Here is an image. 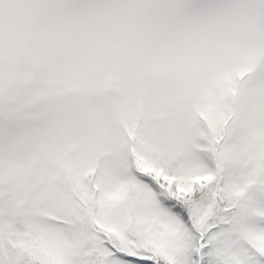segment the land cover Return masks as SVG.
<instances>
[{"label": "rangeland", "instance_id": "374dc122", "mask_svg": "<svg viewBox=\"0 0 264 264\" xmlns=\"http://www.w3.org/2000/svg\"><path fill=\"white\" fill-rule=\"evenodd\" d=\"M46 1L50 0H0V42L8 47L9 39H14L16 44L23 40L29 34L28 26L31 25L32 17ZM145 12H149V26L146 25V31L143 32ZM260 24H264V0H78L69 6L54 32L48 36L54 41L52 47L40 54V80L45 81L50 71L58 67L56 59L65 56L59 46L63 42L69 43L72 47L70 56L73 60L80 59L81 64L68 67L69 73L78 74H71L69 83L62 86L65 89L66 104L60 106L61 118L67 119L68 114L76 117V121L80 122L78 130L88 131L86 127L90 110L102 109L108 112L113 109V117L109 118L113 120L111 125L114 128H109V133L112 134L107 140L108 149L104 155L96 161H90L80 151L75 153L74 160L70 162L77 174L89 163V168L85 171L90 172L89 182L95 189L92 219L119 229L126 241L136 243V238L129 236L127 226L131 217L133 190L136 189L137 203L132 227L144 228L150 240L162 245L172 264H189L182 252L183 248H188V243L179 214L164 201L161 191L151 182L148 172H136L133 167L132 152L137 137L130 130V121L134 117L133 109L136 104L140 106L142 103H138L136 99H125L128 94L125 89L115 94L118 89H114L118 84L106 80L105 75L118 74L112 66L119 57L114 48L123 51L132 41L135 50L130 52V58L142 59L144 52L139 51L142 46L158 45L159 50H167L165 55L158 52L162 68L160 73L164 75L166 67H169V76L173 78L171 85L176 83L174 77L178 73L183 76L192 74L191 70L197 67L199 60L219 59L242 51L238 66L251 64V68L232 75L227 80L226 91L212 93L215 101L209 109L197 108V98L187 92L180 99L183 110L179 120L159 123L163 136L156 142L159 147L157 157L152 156L145 167L152 171L151 175L154 177L210 180V191L197 211L199 222L207 230L204 240L198 246H205L207 238L217 236V247L226 257L240 259L243 264H264V200L254 201L249 208L251 217L233 228L229 227L221 236L219 232L224 231V228L220 224H210L214 223L211 221L205 224L210 211L211 192L219 174L212 154L213 142L208 138V132L213 130V112L218 111L220 115L222 105L226 102L232 114V104L242 98L245 127L243 134L241 131L242 141L246 142L250 152L259 153L264 148V45L260 44V38L253 37L252 34ZM42 31L43 28H40L39 33ZM259 36L264 37V33L260 32ZM72 42L75 45H71ZM15 46L9 50H0V53H5V59L14 58L18 54ZM104 61H108L109 65L102 68ZM126 62L132 64L133 60ZM253 63L255 64L252 65ZM182 67L185 69L181 71ZM32 70L33 68L26 71L25 79L33 77ZM96 71L98 75L94 74L90 84L86 78ZM137 72L133 66L123 71L130 76ZM5 78L6 71L0 75V90L4 93L7 105L0 108V113L37 115L36 105L40 101L45 105L40 106V109L43 114L46 113V118H50L45 97L49 85L36 82L19 90L18 80L10 82L11 77L8 76L9 81L2 86ZM197 81L193 88L197 87ZM136 85L138 84H131V92L136 89ZM157 85L154 86L153 80L145 82L147 89H153L152 98L161 92L160 83ZM69 89L72 95H76L74 99H71L72 95L66 94ZM161 89L164 90V86ZM124 113L128 115L124 116ZM114 120H121L129 130L117 128ZM52 121L57 123L55 118ZM176 121L177 131L172 136L171 130ZM2 139L1 136L0 141ZM40 151L37 148V154ZM171 157H175L176 162L173 160L169 165L168 158ZM21 164L16 151L10 150L7 145H0V221L5 224L8 232L17 237L39 235L47 244L66 252L67 259L70 260L73 257L72 250L69 251L73 243L71 230L66 218L58 214L55 202L46 201L43 192L32 193L27 197L22 193L23 190L11 192L13 187L7 189L8 184L15 186L14 180L18 177L22 182L27 166ZM17 169L19 170L13 178V172ZM85 173L88 172H83V175ZM71 175L73 174L68 173L66 179ZM40 176L46 182H51L56 174L41 170ZM8 177L12 179L9 180ZM239 189L238 186L235 187V191ZM98 238L100 254L107 264L139 262L116 253L103 236L98 235ZM135 252L140 257L148 255L138 250ZM195 262L198 263L197 259Z\"/></svg>", "mask_w": 264, "mask_h": 264}, {"label": "trees", "instance_id": "16d2710c", "mask_svg": "<svg viewBox=\"0 0 264 264\" xmlns=\"http://www.w3.org/2000/svg\"><path fill=\"white\" fill-rule=\"evenodd\" d=\"M77 1H46L39 6L38 13L32 17L31 25L28 26L32 31L29 30V34L23 40L16 44L14 39H9L8 47L4 42H0V50H9L15 45L14 48L18 49V54L14 58L5 59V53H0V58H2L0 59V75L6 71V78L2 86L9 81L7 76L11 77L10 82L18 80L19 90L36 82L49 85L45 97L51 114L50 118L45 117L46 113L43 114L40 109V106L44 107L45 105L40 101L36 105L37 115L0 113V137H3L0 145H7L10 150L16 151L21 158V165L27 166L22 182L20 183L18 177L14 180L15 186L8 184L7 189L13 187L11 192L23 190L22 193L27 197L32 193L43 192L46 201L55 202L58 214L66 218L71 230L73 243L70 245L69 251L72 250L73 257L68 260L66 252L47 244L39 235L28 234L17 237L8 232L5 224L0 221V264H107L100 254L98 235L103 236L116 253L122 254L133 262L139 261L137 264H172L162 245L150 240L144 228L132 227L137 203L136 189L133 190L131 217L127 224L129 236L136 238V243L131 240L126 241L119 229L104 226L91 218L95 189L94 185L89 182L90 172L85 171L86 168H89V163L85 169L80 171L81 173L77 174L70 162L74 160L75 153L78 154L80 151H83L90 161H96L104 155L103 153L108 149L107 140L112 134L109 133V128H114L111 125L113 120L109 118L113 117V109H109L108 112H104L102 109L90 110L86 127L88 131L78 130L80 122L76 121V117H71L68 114L67 119L61 118L60 106L66 104L64 101L65 89L62 86L69 83L71 74H78L69 73L68 67L81 64L80 59L73 60L70 56L72 47L69 43L63 42L59 46L65 56H59L56 59L58 67L54 71H50L45 81L40 80V54L43 50L51 48L54 43L48 36L54 32L69 6L74 5ZM148 18V13L145 12L142 20L143 29L146 25L149 26ZM40 28H43L41 33H39ZM145 31L146 28L143 32ZM260 32L264 33V24L258 25L252 33L253 37L260 38V44L264 45V37L259 36ZM133 43L134 41L129 43V46L123 48V51L120 48H114V52L119 57L112 63V66L118 71V74L105 75L106 80L118 84V87L114 89H118L117 92H114L115 94L121 93L120 90L125 89L128 91L125 99H136L138 103H142L140 106L136 104L133 109L134 117L130 121L132 123L130 130L134 131L137 137L132 152L133 167L136 172L142 170L148 172L151 182L161 191L164 201L179 214L188 243V248H183L182 252L189 264H195L196 259L198 262L196 264H243L240 259L233 260L220 251V248L217 247V236H210L206 239L205 246H198L200 241L204 240L207 230L199 222L197 211L210 191L208 185L210 180H181L170 176L154 177L151 175L152 171L145 165L151 161L152 156L157 157L159 147L156 146V142L160 141L163 136L159 123L179 120L183 110L180 99L184 98L187 92L197 98V108L209 109L215 101L212 93L217 94V92L225 90L227 80L234 74L245 72L251 68V64L238 66V63H241L239 56L242 51L219 59L199 60L197 67H193L191 70L192 74L183 76L182 73H178L174 77L176 83L171 85L173 78L169 76V67H166L164 75L160 73L162 68H160L158 52L165 55L167 50H159L158 45H155L156 47L142 46L139 50L144 52L141 56L142 59L130 58L132 57L130 52L135 50ZM71 45H75V42H72ZM127 60H133V63L127 64ZM262 62V68H264V61ZM7 65L12 67H6ZM108 65V61L101 64L102 68ZM131 66L138 70L137 74L134 76L125 75L123 71L129 70ZM32 68L33 77L30 76V80L25 79L26 71ZM182 69L185 67H182L181 71ZM94 74L98 75V72L96 71L86 78L90 84L92 78L95 77ZM148 80H153L154 86H158L157 84L160 83L161 92L153 98V89H147L145 86V82ZM196 81L197 87L193 88ZM133 83L138 85L131 92L130 86ZM161 86H164V90L161 89ZM66 94L71 96L72 91L69 89ZM75 96L73 94L71 99H74ZM4 99V93L0 90V108H5L7 105ZM222 106L223 110L220 115H218V111L213 112V130L208 132V138L213 142L212 154L219 174L214 182L210 211L205 220V224L207 221H211L214 223L210 224L218 223L224 228V231L219 232V236L229 227L233 228L249 219L251 217L249 208L254 201L264 200V148L262 153L259 152L260 154L250 152L246 142L242 141L245 128L243 126L244 101L242 98L234 101L231 107L232 114L226 102ZM127 115L128 113H124V116ZM54 118L57 123L52 121ZM179 123L180 121H178L180 127ZM114 124L124 131L128 129L121 120H114ZM176 131L177 121L171 130L172 136ZM76 132H80V134ZM37 148L41 149L38 154ZM173 160L176 162L175 157L168 158L169 165ZM18 170L13 172V178ZM41 170L53 171L56 176L51 182H46L40 176ZM83 172L88 173L83 175ZM68 173L73 175L69 176L67 180ZM237 186L240 188L239 191H235ZM135 250L148 255L140 257Z\"/></svg>", "mask_w": 264, "mask_h": 264}]
</instances>
